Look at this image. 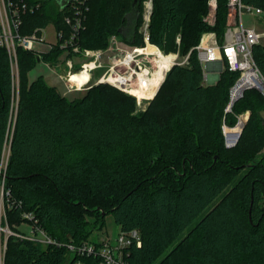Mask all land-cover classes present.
Instances as JSON below:
<instances>
[{"label": "trees", "instance_id": "1", "mask_svg": "<svg viewBox=\"0 0 264 264\" xmlns=\"http://www.w3.org/2000/svg\"><path fill=\"white\" fill-rule=\"evenodd\" d=\"M144 1L89 0L78 44L106 47L112 34L143 43ZM243 1L264 9V0ZM25 2L32 9L22 14L20 34L49 22L70 33L67 0ZM208 2L153 0L150 40L170 51L180 33L189 62L170 69L140 113L133 95L109 83L69 99L42 75L30 81L38 61L52 64L65 51L59 43L46 52L18 46L13 87L9 53L0 45V159L18 91L6 186L21 203L7 219L20 223L22 212H32L54 240L10 236L4 264H100L99 256H71L68 244L92 239L109 213L120 230L141 232L142 244L127 248L129 264H264V92L246 88L227 110L240 72L225 56L219 80L205 83L196 46L207 31L224 42L229 9L228 0H217L210 25ZM133 10L129 38L123 30ZM253 57L264 77L263 43L253 46ZM246 111L239 139L227 146L223 123L236 124Z\"/></svg>", "mask_w": 264, "mask_h": 264}, {"label": "built area", "instance_id": "2", "mask_svg": "<svg viewBox=\"0 0 264 264\" xmlns=\"http://www.w3.org/2000/svg\"><path fill=\"white\" fill-rule=\"evenodd\" d=\"M144 3L146 11L140 28L143 43H131L118 34H112L106 47L90 48L82 47L77 42L80 31L84 29L89 0H71V13L65 16L66 23L70 25V33L65 35L63 30L56 29V41L51 42L48 49L50 50L53 45L59 43L60 48L65 49L64 53L68 54L65 60L66 73L62 77L65 79L69 91L86 90L95 82L96 84L109 83L135 96L138 102L142 99L150 100L156 95L170 69L180 62L175 61V54L172 56V53L170 55L164 53L158 44L150 40L149 23L153 0H145ZM209 4L210 13L215 17L217 0H209ZM228 7L224 42L220 44L215 32L210 31L203 34L201 42L197 44L196 48L198 58L204 67L205 77L210 75L211 78V76L217 75L218 70L215 62L220 59L223 61V56H225L230 70L240 72L237 83L232 87L233 95L234 89L237 88L248 69H252L264 79L253 57V46L261 43L264 31H257L254 25L253 27L247 26L243 19L245 14L264 15V9L243 0H228ZM29 8L32 9L25 0H0V45L7 48L12 67L16 63L17 73V47L21 46L28 50L42 52L38 48V44L46 40L43 34L44 27L36 28L31 34L22 35L19 33L22 14ZM71 53H73L72 56L82 57L83 61L74 63L72 56L70 57ZM164 60L165 65L163 64ZM96 70H102V73L97 79H94ZM14 75L13 69V87H17L18 83L16 84ZM252 86L255 85H248L244 88ZM14 97L10 116L11 131L9 129L6 133L0 159V264H4L10 236L49 244L54 242L50 234L38 224L32 212H22L23 220L20 223L10 224L7 219L8 209H13L21 203L17 202L12 196L10 188L6 186V172L13 134L12 123L16 120L14 112L17 107L18 91L16 99ZM22 224H26L28 230H19ZM141 241L140 230L133 228L128 231L119 230L115 237L107 234L80 244H68V248L71 256H99L100 264H129L126 260L127 248L134 244L140 246ZM76 263L82 264V261L77 260Z\"/></svg>", "mask_w": 264, "mask_h": 264}, {"label": "rangeland", "instance_id": "3", "mask_svg": "<svg viewBox=\"0 0 264 264\" xmlns=\"http://www.w3.org/2000/svg\"><path fill=\"white\" fill-rule=\"evenodd\" d=\"M146 11V4L144 3L143 4V20H144V13ZM129 16V26L128 28L124 31L126 33L127 36H129V38H132L133 35H132V30L135 26V19H136V16H137V11L133 10ZM215 18H216V15L215 17L213 15H211L210 13V4L208 2V11H207V14L205 15V20L210 24V25H214L215 23ZM243 19H244V23L247 25V26H251L256 28L257 31H264V15H257V16H252V15H248V14H245L243 16ZM143 24V22H142ZM142 26V25H141ZM141 26L139 27V29L141 28ZM55 25L53 22H49L45 27H44V37L46 38L47 41L49 42H54L56 41V34H55ZM140 31V30H139ZM210 31H207V32H204V33H208ZM203 33V34H204ZM202 34V36H203ZM202 36H201V39H202ZM201 39H200V42H201ZM180 33L177 34L176 36V40H175V43H176V48L173 49V50H170V51H165L163 48L162 50L164 51V53L166 54H169L172 53V54H175V61L176 62H180L182 63L183 65H186L188 64V57H189V53H186L183 55V53L181 52L180 50ZM199 42V43H200ZM198 43V44H199ZM261 43L264 44V37L261 39ZM49 48V47H48ZM48 51V50H47ZM46 52V51H45ZM73 53H71L70 57L72 56ZM171 54V55H172ZM68 57V54L65 52H63L59 58L57 59V61H55L54 63L50 64L46 61H38L33 68H31L28 72V78L30 81L36 79L38 76L42 75L44 76V79L51 85H54L57 87V89H59L65 96H67L69 99H74L76 97H79L81 96L85 90H80V91H69L67 86H66V81L65 79H63L62 75H64L66 73V68H65V60L66 58ZM72 60L74 61V63H79L81 61H83V58L82 57H79V56H72L71 57ZM70 58V59H71ZM10 65H11V62H10ZM14 69L15 71V81H16V84L18 83V73H17V66H16V63H14V66L12 67L11 65V71ZM217 71V70H216ZM102 73V70H96L94 71V79H97V77ZM219 73V77L218 79H214V81H210V75H208L207 77H205L204 81L205 83L207 84H213V83H216L219 78H220V75H221V72H218ZM240 77V76H239ZM238 77V78H239ZM262 78V77H261ZM238 80V79H237ZM236 80V82H237ZM262 84L260 83H256L255 84V88L259 89V90H263L264 91V79L262 78ZM235 82V83H236ZM92 84H96L95 82H93ZM235 85V84H234ZM233 85V86H234ZM232 86V87H233ZM91 87V86H90ZM253 87V86H252ZM249 88V87H248ZM246 89V88H245ZM231 92H232V88H231ZM244 92V91H243ZM232 95V93H231ZM135 97V96H134ZM136 99V107H135V111L134 113H140L142 111L145 110L146 106L148 105V103L150 102V100H147V99H142L140 102H138L137 98L135 97ZM229 105L227 106V110H230L228 109ZM264 116V114H263ZM244 119V122L247 121L248 117H249V112H243L241 114L238 115V121L240 120V118ZM238 121L236 122V124L238 123ZM235 126L234 125H227L226 123H223V131H224V135H225V132L227 131V127H233ZM226 127V128H225ZM227 135V133H226ZM227 139H228V135H227ZM225 141H226V136H225ZM229 143V141H228ZM227 145V143H226ZM228 146V145H227ZM20 229L19 230H28V226L26 224H22L20 225L19 227ZM120 230V227H119V224L116 222L114 216L112 213H109V214H106L105 216V225L103 227L102 230H95L93 232V238L96 239V238H100L101 236H104V235H107L109 234L110 236L112 237H115L117 235V233L119 232Z\"/></svg>", "mask_w": 264, "mask_h": 264}, {"label": "bare ground", "instance_id": "4", "mask_svg": "<svg viewBox=\"0 0 264 264\" xmlns=\"http://www.w3.org/2000/svg\"><path fill=\"white\" fill-rule=\"evenodd\" d=\"M173 55L174 54H172V56ZM172 56H170V57H172ZM165 59H166V57H165ZM163 64L165 65V60L163 61ZM261 79H262L261 76L258 75L255 71H253L252 69H248L245 72V76L240 80L237 88L234 89L232 97H236L241 92V89L244 88L245 86L255 85L256 83H259V82L262 84ZM243 123L244 122L242 120H240V123L237 127H227L226 133L228 135V141L230 144H233L237 140L239 130H240L241 126L243 125Z\"/></svg>", "mask_w": 264, "mask_h": 264}, {"label": "water", "instance_id": "5", "mask_svg": "<svg viewBox=\"0 0 264 264\" xmlns=\"http://www.w3.org/2000/svg\"><path fill=\"white\" fill-rule=\"evenodd\" d=\"M57 1H58L59 3H61V4H63L65 0H57ZM135 1H136V0H135ZM70 2H71V0H67V3H66L65 5L63 4V6H67L68 4H70ZM215 65H216V69L219 70V72H221V71L223 70V61H222L221 59L218 60V61H216V62H215ZM218 77H219V73H217V75L211 76L210 81H214V79H216V78L218 79ZM236 83H237V82H236ZM236 83H235V84H236ZM244 90H245V88H242L241 92H240L236 97H232L233 95L231 96V101H230V103H229V107H228V109H230V108L232 107L234 101H235L238 97L242 96ZM239 123H240V120H239L238 123L235 124V126H233V127H237V126L239 125ZM244 125H245V122L243 123V125L241 126V128H240V130H239L237 140L239 139V137H240V135H241V132H242V129H243ZM225 136H226V143H227L228 146H232V145H234V144L237 142V140H236L233 144H230V143H228V139H227L226 132H225Z\"/></svg>", "mask_w": 264, "mask_h": 264}, {"label": "crops", "instance_id": "6", "mask_svg": "<svg viewBox=\"0 0 264 264\" xmlns=\"http://www.w3.org/2000/svg\"><path fill=\"white\" fill-rule=\"evenodd\" d=\"M128 26H129V23H127V24L125 25L123 31H125V30L128 28ZM50 43H51V42L45 40L43 43H39V44H38V48H39L42 52H45V51H47V50L49 49L48 47H49ZM263 114H264V112H263Z\"/></svg>", "mask_w": 264, "mask_h": 264}]
</instances>
